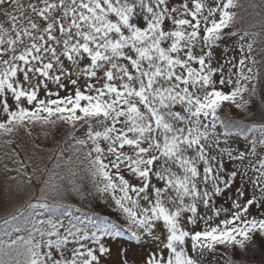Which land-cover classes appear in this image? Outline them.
Wrapping results in <instances>:
<instances>
[{"label": "snow or ice", "instance_id": "1", "mask_svg": "<svg viewBox=\"0 0 264 264\" xmlns=\"http://www.w3.org/2000/svg\"><path fill=\"white\" fill-rule=\"evenodd\" d=\"M0 149V264H264V0H0Z\"/></svg>", "mask_w": 264, "mask_h": 264}, {"label": "rangeland", "instance_id": "2", "mask_svg": "<svg viewBox=\"0 0 264 264\" xmlns=\"http://www.w3.org/2000/svg\"><path fill=\"white\" fill-rule=\"evenodd\" d=\"M25 2H27V0H25ZM229 45L232 43L231 41L227 42ZM224 49V45H220V47L217 49L216 55L217 57H220L222 55ZM229 55H231V53L229 52ZM40 135L39 139H25V146H26V150L28 151V153H32L33 151H35V156H34V162L40 163V164H44L47 162V157L50 154V152L48 150L54 148L56 146V142L61 138V136L63 135V131L62 129H57L55 131L52 132V134L45 139L43 137V135L41 134V131L39 128L34 129L33 132V136H37ZM241 139H243V137H241ZM36 144L39 146L38 149H33L32 148V144ZM13 147H15V145H13ZM40 149H43V151H41ZM2 153H3V149H0V169L3 168V163L6 162L3 157H2ZM24 153H21V156H23ZM51 166V165H49ZM9 167H12L11 163L9 162ZM28 171H31V168L28 169ZM9 175H15V173H9ZM77 181L79 182V177L76 178ZM9 184H12V181H8ZM84 183L86 184V180L84 181ZM4 187H5V176L4 173L2 171H0V201H2L3 199L6 198V193L4 192ZM227 195V193H226ZM26 199V197H22L20 201H16V203H20L23 202V200ZM66 202H70L72 203V206L74 205L76 209H81V211H75L74 213L71 214H67L63 219H61V221L67 223V221L69 219L71 220H77V219H85L86 216L88 215L87 213L89 212H97V213H112L111 209L107 208L98 198L93 200L91 198H84L81 199L80 196H77L75 194H72ZM83 210V211H82ZM0 215H3V212H0ZM115 215V214H114ZM23 234V233H21ZM107 243L109 244V246L112 249V259L111 261L108 262V264H118V251L119 249L123 246V247H127L130 249V259L135 258L137 260L140 259L141 257V251L140 249H138L135 245L134 241H129L127 236H123L117 240H109L107 241ZM258 259V257H257Z\"/></svg>", "mask_w": 264, "mask_h": 264}, {"label": "trees", "instance_id": "3", "mask_svg": "<svg viewBox=\"0 0 264 264\" xmlns=\"http://www.w3.org/2000/svg\"><path fill=\"white\" fill-rule=\"evenodd\" d=\"M67 205H70L69 207H58L52 210V217L55 218H59V220L63 219L67 214H71L74 213L75 211H81V209H76L75 206H72V203L70 202H66ZM83 211V210H82ZM90 218H92L93 220L96 219L97 217L100 218H104L107 217L108 220L112 223H120V221L118 220L117 216L111 213H97V212H89L87 213ZM2 227V226H0ZM259 258V257H258Z\"/></svg>", "mask_w": 264, "mask_h": 264}]
</instances>
